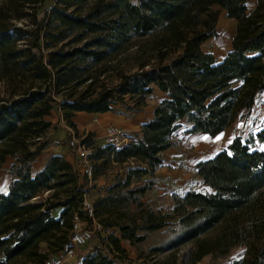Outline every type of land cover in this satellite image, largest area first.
Returning <instances> with one entry per match:
<instances>
[{
  "label": "trees",
  "instance_id": "obj_1",
  "mask_svg": "<svg viewBox=\"0 0 264 264\" xmlns=\"http://www.w3.org/2000/svg\"><path fill=\"white\" fill-rule=\"evenodd\" d=\"M215 6L237 21L222 62L203 49L218 37ZM0 83V170L16 159L9 192L0 193V264H43L69 248L76 217L94 225L84 207L89 182L75 162L52 156L34 171L57 129L49 118L59 112L75 130L79 113L122 114L121 105L131 116L155 92L166 98L125 147L85 139L93 181L117 166L125 175L95 200L94 219L107 237L76 264H148L128 261L122 243L140 246L175 220L177 246L193 247L188 264L242 246L233 264H264V126L195 166L207 191L175 193L167 214L144 202L152 188L146 178L164 165L184 125V135L215 138L259 104L264 0H0Z\"/></svg>",
  "mask_w": 264,
  "mask_h": 264
},
{
  "label": "crops",
  "instance_id": "obj_2",
  "mask_svg": "<svg viewBox=\"0 0 264 264\" xmlns=\"http://www.w3.org/2000/svg\"><path fill=\"white\" fill-rule=\"evenodd\" d=\"M232 26H233V39L236 34V27H237V21L232 20ZM232 39V41H233ZM232 49V42L230 44V47L227 51L221 53L219 56L216 55L213 51H207V53H211L214 55L215 59L219 62H222L225 57L227 56L228 52ZM166 96L159 93L158 100L154 105H149L145 111L134 114L131 116L123 115V114H117V113H105V114H88V113H79L74 119V123L76 124V129L73 130L76 135L82 138H87L89 135H93V140L97 145L103 146L106 145L104 137H105V131L106 128L109 126H116L123 130V134L128 138L129 143L131 140V137L133 135H127L129 133H138L141 130L142 125L150 121L154 116V107L163 99H165ZM264 99V95L261 98ZM257 106L251 111V115L256 111ZM264 114V111L262 112ZM81 117V122L78 120V118ZM62 120V119H61ZM49 121H51L54 125L59 124L60 126H63V121L61 122L59 117L56 115V112L53 114L51 118H49ZM65 123V122H64ZM248 121L244 122V119L242 121H237L233 126L228 128L226 131H224L219 136L213 138L208 135H184L183 131L185 130L184 127L179 130L175 134V140L177 146L180 145L187 149H193V145L195 146L194 151L195 153H204L203 157L194 162L193 167L191 170L187 171L186 169L181 168V161L186 159V156L183 155L175 145L174 147L170 148L163 154V158L165 160V163L162 167H160L154 176H149L147 180L155 179L159 181L160 183L167 182V184H170L171 186L179 189L186 186V183L191 179V174H195V166L201 162L206 161L214 157L216 154L224 150L226 147H228L237 136H247V126ZM264 126V119L261 124H258L257 127L253 130V133H258L262 127ZM63 129L56 132H53L51 134V137L49 139L50 147L46 151H44L41 156L37 159V161L34 163V171L37 173L42 170L43 166L47 162V160L52 156H63L68 160L70 163L75 162V166L77 168V159L76 156L74 157L71 154L69 146H66L62 143L66 137H69L70 139V131L67 126L62 127ZM66 128V129H65ZM83 135V136H82ZM214 152L210 155L209 152ZM207 155V156H206ZM189 159V157L187 156ZM186 159V160H188ZM190 160V159H189ZM188 160V161H189ZM16 163V159L9 157L5 164L2 166L0 170V193L7 194L10 189V184L12 181V177L9 174V169ZM125 175V174H124ZM122 175V177H124ZM115 176L110 175L100 178L97 181L89 182L86 186V189L89 193H95L98 186V196L102 197L105 193V190L112 184V179ZM84 182V181H83ZM110 183V184H109ZM159 187V186H157ZM103 188V189H102ZM206 189V188H204ZM50 193H47L44 198L49 197ZM95 199V200H96ZM90 198L91 202H95ZM59 211H56L54 213V216H58ZM43 249L45 250L46 247L43 246Z\"/></svg>",
  "mask_w": 264,
  "mask_h": 264
},
{
  "label": "rangeland",
  "instance_id": "obj_3",
  "mask_svg": "<svg viewBox=\"0 0 264 264\" xmlns=\"http://www.w3.org/2000/svg\"><path fill=\"white\" fill-rule=\"evenodd\" d=\"M214 10L219 12L218 37L206 42L204 44L203 49L205 52L213 51L216 55L219 56L221 53L227 51L228 48L230 47V44L233 39V26H232V20L227 17V14L225 11H223L218 6H215ZM113 80L115 81V78L114 79L111 78L108 80L105 79V84L109 86V83H111V81ZM101 85L102 84H100L99 86ZM3 91H4V86L2 83H0V92H3ZM158 95L159 93L155 92L148 99L147 101L148 106L149 105L152 106L157 102ZM125 103L127 106L131 105V101L129 100H126ZM115 108L117 109L119 113H122L123 115L128 114L126 106L119 105V106H116ZM263 111H264V99L263 100L261 99L253 115H251V112H250V113L245 114L244 117L240 119V121H242L243 119H244V122L248 121L249 123L247 126V131L249 130L248 134L253 133V130L257 127V125L263 122V119H264V114H262ZM56 115L59 117L60 121L62 122L61 120L62 117L59 114V112H56ZM78 120L81 122V117L78 118ZM56 126H57V129L52 131V133L53 132L57 133L58 131L62 130L63 129L62 127H65L66 123H63V126H60L59 124H56ZM133 134L134 133H129L127 135H133ZM68 138L69 137H66V139L62 141V143L66 146H69ZM177 147H178L177 149L183 155L186 156V159H188L187 156L190 159V160L188 159L189 161L186 159L181 161V165H182L181 168L186 169L187 171L191 170L194 162L202 158L204 155V153H201V152L195 153L194 145H193V149L191 148L184 149V147L181 146V143ZM213 152L214 150L210 151L209 154L211 155ZM124 174H125V166H117L116 169L110 173V175L115 176L112 179V183L116 177H119V176L122 177V175ZM145 181H149V183H151L150 186L152 188L146 195L144 202L148 206L155 209L156 211L162 212L164 214L171 213L173 209V205H174L172 201V196L175 193H179L183 190H188V189H195V190H200L203 192L207 191V189L199 187V179L195 174H191V179L186 183V186L183 188H179V189L171 186L170 184H167L166 181L163 183H160L159 181L155 179L147 180V178ZM96 187H97V190L95 191V193H92L90 191L88 193L89 197L93 201L98 196L97 194H99L98 186ZM99 231L100 229L98 228L93 241H91V243H89L88 245H86L84 248H82L79 251L78 258L76 260L67 262L66 264H76L78 260L83 255H85L89 250H91L95 246H100L103 243L102 239L106 238L107 234L100 233ZM180 231L181 230L179 229L178 220H175V222H173V224L169 228L164 229L160 232L150 234L148 236V240L140 246H132L128 242H123L122 245L124 249L126 250V253H127L126 257L128 261L135 262V263L147 262L148 264H188L187 263L188 257L191 251L193 250V247L190 243L177 246L178 242L180 241L181 235H182ZM158 248H164L165 252L156 253L155 249H158ZM245 250H246L245 246L238 247L234 249L227 258H224V259H216L212 256H208L199 264H233L235 261H238L243 257V253Z\"/></svg>",
  "mask_w": 264,
  "mask_h": 264
},
{
  "label": "built area",
  "instance_id": "obj_4",
  "mask_svg": "<svg viewBox=\"0 0 264 264\" xmlns=\"http://www.w3.org/2000/svg\"><path fill=\"white\" fill-rule=\"evenodd\" d=\"M68 130L71 134L69 148L72 149L77 159L76 169L82 179H87L91 183L93 182L94 175V167L91 160L92 150L85 142V138H80L69 127ZM104 140L106 145H111L116 149H122L129 143L123 131L116 126L106 128ZM84 207L89 217L94 221L93 227L90 228L86 223L76 217L74 229L70 237L69 248L60 254L51 255L43 264H66L67 262L76 260L79 251L93 241L97 229H100V227L94 219V203L90 201L88 193L84 196Z\"/></svg>",
  "mask_w": 264,
  "mask_h": 264
}]
</instances>
